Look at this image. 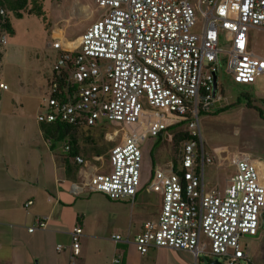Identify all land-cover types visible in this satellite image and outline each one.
Here are the masks:
<instances>
[{"label":"built area","instance_id":"1","mask_svg":"<svg viewBox=\"0 0 264 264\" xmlns=\"http://www.w3.org/2000/svg\"><path fill=\"white\" fill-rule=\"evenodd\" d=\"M93 2L102 12L80 39L68 46L52 43L58 54L35 117L38 123L59 119L84 126L102 117L119 126L114 134L122 131L121 140L108 149L105 171L88 170L80 154L71 156L81 169V183L72 184L73 191L85 188L110 200H132L140 188L143 139L155 138L167 127L164 112L180 116L189 137L181 142L175 163L151 171L147 187H160L161 206L134 236L135 249L144 254L167 247L190 251L196 258L202 253L223 264H246L240 237L257 233L264 182L249 153L233 152L234 172L225 187L205 190L204 166L212 158L204 151L198 118L219 98L216 91L212 94L218 62L235 83H252L264 73V58L248 47L249 30H264V0ZM198 16L203 20L199 32ZM7 36L0 24V53ZM5 89L0 77V91ZM60 89L64 99L58 97ZM106 138L114 141L113 134ZM69 148L64 143V151ZM31 203L26 200L23 207ZM48 220L36 216L26 229L45 230ZM81 231L75 226L67 246L55 245L57 251L69 250L67 264H77ZM111 238L116 242L120 235ZM120 261L116 255L110 264Z\"/></svg>","mask_w":264,"mask_h":264},{"label":"rangeland","instance_id":"2","mask_svg":"<svg viewBox=\"0 0 264 264\" xmlns=\"http://www.w3.org/2000/svg\"><path fill=\"white\" fill-rule=\"evenodd\" d=\"M82 7L84 11L81 12ZM42 12L43 19L25 13H22V17L10 16L9 19L13 34L7 36L0 61V77L9 89L0 96V102L9 105L10 112L14 114V127L12 126V131L7 128V131L0 133L2 147L10 146L15 141L12 144L14 146L26 137L39 135L35 117L42 96L40 86L42 81L51 76V66L58 54L52 43L77 42L81 33L99 16L102 9L96 6L93 0H43ZM202 23V18L198 16V32ZM251 33L252 49L264 50V30H254ZM224 43L220 36V44L223 47ZM216 67V95L219 98H214L198 118L204 151L212 158V162L204 166L205 190H222L225 187L234 172V166L230 164L229 159L233 152L249 153L255 163L259 180L264 182V121L258 115V112L262 111L264 118V104L260 102L264 99V73L257 76L252 83H235L226 72L222 61L218 62ZM15 91L18 92L15 94ZM244 94H247L248 98ZM225 106L229 107L218 111ZM14 107L17 110H13ZM162 121L168 128L160 132L159 140L157 137L143 139L144 156L141 170L144 172L147 171V159L164 168L172 160L178 159L181 142L173 143L172 137L176 132L185 130L186 124L181 123L182 117L168 112H164ZM118 127L114 122L102 117L94 125L84 127L81 130L83 135L78 134V144L83 153L78 154L95 166H102L101 170L105 171L108 168L107 147L121 140L122 131L113 133ZM106 133L113 134L114 141L108 143ZM85 135L91 136L90 139H85ZM62 146L63 141L53 142L54 152H59ZM142 194L132 202L129 199L110 200L100 193H92L81 202L91 205V209L99 207L100 204L103 207L111 206V210L107 211L108 218L113 216L116 222L129 223L130 220L150 217V214L158 211L159 202L149 195L147 197L145 193ZM80 209L85 208L81 206ZM263 218L264 214L260 215L255 235L240 237L241 248L247 252L249 259L246 264H264ZM198 256L200 259L197 264H207L208 256L202 253ZM218 261L223 264L222 260Z\"/></svg>","mask_w":264,"mask_h":264},{"label":"crops","instance_id":"3","mask_svg":"<svg viewBox=\"0 0 264 264\" xmlns=\"http://www.w3.org/2000/svg\"><path fill=\"white\" fill-rule=\"evenodd\" d=\"M254 30L256 29L248 32V47L264 58V50L255 51L251 47V32ZM73 43L76 42L66 41L62 44L68 46ZM3 52L4 50L1 52L0 61ZM45 85L46 81H42L40 86L42 92ZM8 89L7 86V89L1 90L0 96ZM17 92L15 91V94ZM13 110L17 109L14 107ZM12 116L14 114L10 112L9 105L0 102V133L7 131V128L13 130ZM36 123L38 126L37 121ZM38 132V136L26 137L14 146L12 144L15 141L10 146H0V264H67L69 250L65 247L57 251L55 245L60 243L67 246L68 232L75 226L82 229L77 264H110L116 255L120 256V264L198 263L199 256L196 258L187 250L159 247L150 248L144 254H140L133 244V238L139 232L142 223L156 218L159 213L162 200L160 187L149 189L147 181L152 169L162 167L161 165H155L153 160L150 162L147 159V164L145 163L147 171L141 170L140 188L130 200L134 202L138 195L142 196V193H145L147 197L150 196L159 202L158 211L150 214V217L130 220L129 223L116 222L112 215L108 218L111 206L103 207L100 204L99 207L91 209V205L81 202L86 199L84 197L96 192H90L85 188L73 191L72 184L81 183L80 167L70 159L69 165L65 167L57 159L62 148L59 152H54L53 146L50 147L39 128ZM108 149L109 147L107 152ZM85 161L86 169L99 167L102 171V166H95L88 159ZM175 162L176 160H172L170 163ZM26 200H31L32 203L24 208ZM80 205L85 209H80ZM36 216L49 217L46 229L27 231V226L34 224ZM114 234L120 235L119 241L112 240L111 236Z\"/></svg>","mask_w":264,"mask_h":264},{"label":"trees","instance_id":"4","mask_svg":"<svg viewBox=\"0 0 264 264\" xmlns=\"http://www.w3.org/2000/svg\"><path fill=\"white\" fill-rule=\"evenodd\" d=\"M42 2L43 0H0V8L4 10V14L0 15V24L2 28L5 29L8 34H13V27L9 21L10 16L19 18L23 16L22 13H25L28 16L36 15L43 19ZM244 95L246 98H248L247 94ZM58 97H60V99H64V92L61 89L59 90ZM247 105L250 106L249 103H247ZM228 107L229 106L222 107L218 111H224ZM181 123H185V121L182 119ZM84 127V125L70 124L59 119H56L52 122L38 123V128L41 131L43 138L48 141L50 147H52L53 145L51 144L56 141H63V145L64 143H69V150L64 151L62 146V152L57 155V159H59L65 167L69 165V159L71 158V156L81 152L83 153L81 147L78 144V134H82L81 130ZM166 128H168V126ZM90 137L91 136L89 135L84 136L85 139H90ZM188 137L189 134L187 130H181L173 135L172 142L177 144L178 142H182ZM159 139L160 134L157 136V140ZM96 153L97 152H95V154ZM209 260L210 258H208L207 262Z\"/></svg>","mask_w":264,"mask_h":264},{"label":"water","instance_id":"5","mask_svg":"<svg viewBox=\"0 0 264 264\" xmlns=\"http://www.w3.org/2000/svg\"><path fill=\"white\" fill-rule=\"evenodd\" d=\"M216 91V81L214 78V82H213V87H212V94L214 95ZM263 224H264V218H263ZM207 264H221L218 260L216 259H210Z\"/></svg>","mask_w":264,"mask_h":264},{"label":"flooded vegetation","instance_id":"6","mask_svg":"<svg viewBox=\"0 0 264 264\" xmlns=\"http://www.w3.org/2000/svg\"><path fill=\"white\" fill-rule=\"evenodd\" d=\"M262 104H264V99H262L260 101ZM260 113V114H259ZM258 115L260 116V118L264 121V118L262 117V111L258 112Z\"/></svg>","mask_w":264,"mask_h":264},{"label":"bare ground","instance_id":"7","mask_svg":"<svg viewBox=\"0 0 264 264\" xmlns=\"http://www.w3.org/2000/svg\"><path fill=\"white\" fill-rule=\"evenodd\" d=\"M83 8V7H82ZM86 8V7H85Z\"/></svg>","mask_w":264,"mask_h":264}]
</instances>
